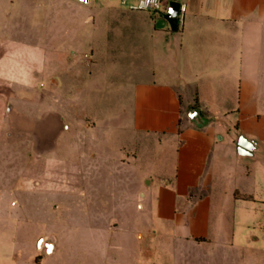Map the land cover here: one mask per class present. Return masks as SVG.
Instances as JSON below:
<instances>
[{"label":"crops","instance_id":"obj_1","mask_svg":"<svg viewBox=\"0 0 264 264\" xmlns=\"http://www.w3.org/2000/svg\"><path fill=\"white\" fill-rule=\"evenodd\" d=\"M166 1L185 7L174 34L166 12L132 11L121 0L84 8L89 42L152 63L147 76L134 74L142 80L128 87L121 113L135 142L120 150L147 184L140 213L125 228L86 229L81 247L68 230L65 245L51 236L48 254L45 238L37 249L26 238L27 218L18 216L26 213L12 206L19 187L0 188V264H264V253L235 246L233 228L238 216L258 224L264 209V0ZM192 109L214 122L197 128Z\"/></svg>","mask_w":264,"mask_h":264},{"label":"rangeland","instance_id":"obj_2","mask_svg":"<svg viewBox=\"0 0 264 264\" xmlns=\"http://www.w3.org/2000/svg\"><path fill=\"white\" fill-rule=\"evenodd\" d=\"M84 8L72 0H0V188L19 187L12 206L26 213L18 216L27 218L36 249L55 235L65 245L67 230L81 247L86 229L127 227L146 192L129 151L120 150L135 142L121 113H129L128 87L142 80L134 74L147 76L152 63L111 57L113 45L89 42ZM233 228L235 246L264 253V209L258 224L248 228L238 216Z\"/></svg>","mask_w":264,"mask_h":264},{"label":"water","instance_id":"obj_3","mask_svg":"<svg viewBox=\"0 0 264 264\" xmlns=\"http://www.w3.org/2000/svg\"><path fill=\"white\" fill-rule=\"evenodd\" d=\"M181 7L182 5L177 2H170L169 7L166 10V13L164 15V19L168 22L170 26L171 33H177L179 30V18L181 14ZM188 117L197 128H205L212 124L214 120L211 119H205L199 109H192ZM244 138H242L243 141ZM143 197V195H141ZM40 249H43L44 247L47 250L48 254H52L54 250V240H50V243L46 244L45 240H42L39 244Z\"/></svg>","mask_w":264,"mask_h":264},{"label":"built area","instance_id":"obj_4","mask_svg":"<svg viewBox=\"0 0 264 264\" xmlns=\"http://www.w3.org/2000/svg\"><path fill=\"white\" fill-rule=\"evenodd\" d=\"M78 5L89 6L91 0H74ZM137 5H129L127 0H121L122 6L128 7L132 11H151L165 13L169 7V2L166 0H136ZM185 11V7H181V12Z\"/></svg>","mask_w":264,"mask_h":264}]
</instances>
